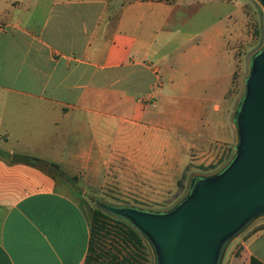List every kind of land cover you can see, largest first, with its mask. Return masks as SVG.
Instances as JSON below:
<instances>
[{
  "label": "crops",
  "instance_id": "0c3cea01",
  "mask_svg": "<svg viewBox=\"0 0 264 264\" xmlns=\"http://www.w3.org/2000/svg\"><path fill=\"white\" fill-rule=\"evenodd\" d=\"M180 11L177 0H0V264L88 255L90 216L31 159L98 186L117 148L218 140L233 70L214 28L228 15L184 33L195 21ZM235 241L230 264H264V226Z\"/></svg>",
  "mask_w": 264,
  "mask_h": 264
},
{
  "label": "rangeland",
  "instance_id": "374dc122",
  "mask_svg": "<svg viewBox=\"0 0 264 264\" xmlns=\"http://www.w3.org/2000/svg\"><path fill=\"white\" fill-rule=\"evenodd\" d=\"M177 3L181 7L179 16L195 21L182 27L184 33L204 30L211 21L228 15V21L224 20L223 24L214 28L217 33L228 37L224 44L227 45L229 66L233 70L227 96L217 111L218 115H222L218 118L225 126L222 131L219 130L218 140L214 139L211 144H199L198 137L186 134L179 138L180 148H117L115 155L112 154L111 166L101 176L98 186L81 184L79 177H63L60 172L53 170L90 218L98 209L115 216L106 207L166 213L188 196L197 180L221 174L237 156L240 144L236 125L238 112L249 94L248 85L254 72V63L264 53V2L177 0ZM177 145L174 141V147ZM259 226H264L262 213L254 216L242 233ZM141 235L144 249L138 264H159L155 249ZM100 240L106 250L115 246L110 236ZM235 240L224 251L221 264H230L237 244Z\"/></svg>",
  "mask_w": 264,
  "mask_h": 264
},
{
  "label": "water",
  "instance_id": "95a60500",
  "mask_svg": "<svg viewBox=\"0 0 264 264\" xmlns=\"http://www.w3.org/2000/svg\"><path fill=\"white\" fill-rule=\"evenodd\" d=\"M248 86L236 122L238 153L225 171L197 180L163 214L106 207L143 234L159 264H221L227 246L254 216L264 214V53Z\"/></svg>",
  "mask_w": 264,
  "mask_h": 264
},
{
  "label": "trees",
  "instance_id": "16d2710c",
  "mask_svg": "<svg viewBox=\"0 0 264 264\" xmlns=\"http://www.w3.org/2000/svg\"><path fill=\"white\" fill-rule=\"evenodd\" d=\"M34 165L45 169L59 170L57 165H49L38 158L31 159ZM110 236L114 239L115 246L105 249L100 242L101 238ZM144 238L141 233L128 220L105 214L98 209L91 218V234L88 255L85 264H138V258L143 253ZM251 264H263L255 257Z\"/></svg>",
  "mask_w": 264,
  "mask_h": 264
}]
</instances>
